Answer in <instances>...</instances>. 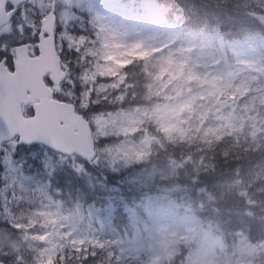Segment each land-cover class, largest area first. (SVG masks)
Returning <instances> with one entry per match:
<instances>
[{"label":"rangeland","instance_id":"rangeland-1","mask_svg":"<svg viewBox=\"0 0 264 264\" xmlns=\"http://www.w3.org/2000/svg\"><path fill=\"white\" fill-rule=\"evenodd\" d=\"M227 1L238 3L246 14L264 13V0H212ZM35 3L36 15L48 13L51 0ZM58 4V22L66 28L72 20L78 22L74 8L86 5L102 29V54L113 71L99 84L88 78L84 84L92 98L83 107L99 93L122 91L125 74L120 71L131 63L134 72L142 73V89L138 95L136 87L123 91L118 100L128 96L129 105L122 109L96 108L89 114L100 153L91 168L61 156L54 162L59 174L76 178L63 192L57 174L49 183L51 169L38 170L31 160L33 167L23 163L33 150L20 149L17 161L7 156L1 181L4 191L16 196L1 209L2 223L10 224V258L22 264H58L66 250L74 264H264V218L252 241L243 217L255 208L264 210V155L237 170H211L216 154L224 153H213L220 141H234L247 151L264 149V49L252 35L256 27L241 41L211 45L208 38L164 26L172 21L161 18L158 0H141L135 6L139 16L135 0ZM165 6L171 11L170 4ZM16 21L37 28L36 17L22 13ZM13 24L2 33L11 32ZM62 34L68 47L81 44L78 35ZM160 98L164 103L153 104ZM168 145L181 146L185 154L157 157ZM223 201L239 203L240 229L230 244L218 228L203 226L199 218L202 209L214 211ZM92 258L96 260L90 262Z\"/></svg>","mask_w":264,"mask_h":264},{"label":"snow or ice","instance_id":"snow-or-ice-1","mask_svg":"<svg viewBox=\"0 0 264 264\" xmlns=\"http://www.w3.org/2000/svg\"><path fill=\"white\" fill-rule=\"evenodd\" d=\"M19 11L20 7L17 6L16 12ZM22 19L23 17L21 21ZM21 21L14 22L11 32L0 33V122L3 121L4 114L11 111L15 119L21 125L32 129L35 135L25 139L20 131H9L6 135L0 132V136H4L0 139V157L10 155L13 161H17L20 159L18 153L22 147L33 149L23 157V163L33 167V164L29 163L31 160L35 162L38 170L51 169L48 172L50 183L57 172V165L54 162L60 160V150L53 146L52 140L67 131L64 106L71 105L74 111L87 118V114L99 105H93L90 100L87 107L81 106L82 92L87 85L81 83L80 53L75 48L68 47V39L62 34L67 32L71 35H82L84 29L79 28L77 31L71 27L66 28L60 22L56 23L52 36L53 46L56 47L58 42V55L62 61L67 60L68 71L62 76L54 70L36 71L31 86H28L23 72L18 71L17 49L26 43L31 44L28 55L40 56L42 34L39 28L33 30V26L25 25ZM47 35V32L43 33V36ZM69 56L73 57L76 63L67 59ZM60 67L63 70L64 65L61 64ZM10 73L16 74L14 81L9 79ZM10 83H15L17 88L10 89L8 87ZM63 155L68 157L67 153ZM63 166L64 163L61 161L59 167ZM5 168L6 165L0 163V171H4Z\"/></svg>","mask_w":264,"mask_h":264},{"label":"trees","instance_id":"trees-1","mask_svg":"<svg viewBox=\"0 0 264 264\" xmlns=\"http://www.w3.org/2000/svg\"><path fill=\"white\" fill-rule=\"evenodd\" d=\"M164 5L170 4L171 11L168 13L176 15L186 25L190 26V29L195 33H203V31L210 32L219 36L221 41L228 44L232 41L242 37V33L246 30V24L248 23L246 18L248 15L244 12L245 10L240 7L239 4H235L233 1L226 3H214L212 0H160ZM216 4V5H214ZM258 31H263L260 27ZM263 33V32H262ZM263 36V35H262ZM125 102H122V106ZM117 105V102L113 104ZM124 107V106H123ZM220 146H224V154L218 155L216 157L218 160L217 168L219 171H233L239 168L240 161L249 162L254 161L264 154V149H258L257 151H252L251 149L244 150V153H238V147L234 146L232 142L224 144L220 142ZM173 148L167 147L158 154V156L166 157L173 155ZM220 152L219 150L216 153ZM234 152V153H232ZM225 168V169H224ZM42 175L41 171H39ZM58 181H66L68 184L73 182V178L63 174L56 173ZM59 174V175H58ZM10 199L16 198L15 195L10 194V190L6 189L4 193V199L8 202ZM239 204V203H238ZM238 204L229 206L227 202H221L216 205V210L203 211L199 215H203V219L206 226H212L218 228V234L224 236V240L229 241L232 239L233 233L239 230L240 226L236 217L239 214ZM5 206V205H4ZM240 210L243 209L240 207ZM240 211V212H241ZM243 215V214H241ZM243 217L246 220L245 233L248 235V239L254 241L259 234L262 221L264 218V211L261 209H254L251 214H244ZM247 227V228H246Z\"/></svg>","mask_w":264,"mask_h":264},{"label":"water","instance_id":"water-1","mask_svg":"<svg viewBox=\"0 0 264 264\" xmlns=\"http://www.w3.org/2000/svg\"><path fill=\"white\" fill-rule=\"evenodd\" d=\"M7 1L9 0H0V16L3 14V9ZM254 17L264 26V15L254 14ZM2 21L3 20L0 19V25ZM44 24L47 31L51 34V39L48 41L50 55L52 59L58 63L56 68H59V60L56 57L52 39L54 17L52 15L49 16L44 21ZM39 70H42L41 59L33 62L24 61L22 64L18 65V71L23 72L24 79L28 83V86H31L35 72ZM8 77L10 80L14 81L16 74H8ZM8 87L15 90L17 85L15 83H10ZM63 111L67 115V131L53 138V146L58 148L62 153H78L90 161L94 157L95 152L93 150V141L88 123L81 116L76 115L71 106H64ZM76 128L78 129V133L74 132ZM9 131H20L25 139L32 138L35 135V132L32 129L21 125L15 119L14 113L11 111L5 113L3 121L0 122V132L5 133L6 135ZM3 138L4 136H0V139Z\"/></svg>","mask_w":264,"mask_h":264},{"label":"clouds","instance_id":"clouds-1","mask_svg":"<svg viewBox=\"0 0 264 264\" xmlns=\"http://www.w3.org/2000/svg\"><path fill=\"white\" fill-rule=\"evenodd\" d=\"M159 8L161 10V18H163V16H165L167 14L169 9L163 4L159 5ZM156 103H160V104L164 103L163 98H160L159 100L153 101V104H156Z\"/></svg>","mask_w":264,"mask_h":264},{"label":"flooded vegetation","instance_id":"flooded-vegetation-1","mask_svg":"<svg viewBox=\"0 0 264 264\" xmlns=\"http://www.w3.org/2000/svg\"><path fill=\"white\" fill-rule=\"evenodd\" d=\"M1 261H5V259H4V257H3V252H2V249H1V247H0V262H1ZM7 264H9V262H8ZM11 264H13V263H11Z\"/></svg>","mask_w":264,"mask_h":264}]
</instances>
